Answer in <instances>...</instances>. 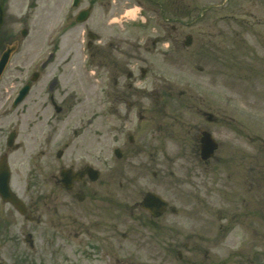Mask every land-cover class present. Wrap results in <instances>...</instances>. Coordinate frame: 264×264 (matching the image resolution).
<instances>
[{
    "label": "flooded vegetation",
    "instance_id": "obj_1",
    "mask_svg": "<svg viewBox=\"0 0 264 264\" xmlns=\"http://www.w3.org/2000/svg\"><path fill=\"white\" fill-rule=\"evenodd\" d=\"M145 1L119 0V6L116 0H95L93 4L110 15L130 5L144 6ZM25 3L24 12H16L10 9V0H4L0 56L14 41L18 49L0 77V123L19 116L14 122L27 126V137L20 140L19 130L11 128L14 138L6 150H25L30 159H44L34 163L30 175L46 177V182L37 179L45 182V190H37L34 199L28 197L24 218L35 225L28 232L47 240L48 264L57 260L53 258L56 254L60 264H115L117 223L118 228H125L123 239L139 251L155 245L152 253L161 260L159 264H163L164 251L181 249L188 254L187 264H228L229 240L234 241L233 235L238 234L234 231L239 230L236 225L247 217H243V192L254 189L253 177L257 179L258 174H246L248 179L238 174L236 183L224 186L226 192L219 193L211 184L201 182L200 173L188 172L190 183L177 180L167 188L172 189L175 202L185 195L191 203L196 202L188 213L191 230L187 234L163 231L164 218L173 214V204L165 198L159 182L164 176L159 155L170 156L159 150V122L168 118L164 109H159V38L149 45L147 24L125 20L117 28L109 20L105 23L108 30L98 29L93 42L88 43L93 71H84L83 61L73 55L62 63H67L69 70L58 67L55 71L50 65L58 49L52 47L48 55H39L48 48L47 42H42V29L51 11H35V0ZM143 10L141 7V14ZM23 29L27 30L24 39ZM29 37L41 47L31 56L23 50ZM37 59L43 60L40 67L35 65ZM201 115L206 113L201 111ZM203 131L205 127L192 134L196 149L192 156L200 161L195 162L197 171L212 163L200 160L198 142ZM245 160L239 156L235 161L246 164ZM159 196L169 203L161 216L155 214L159 213ZM213 196L221 198L220 205H213ZM186 207L190 210L192 206ZM234 255L239 259L229 264H256L253 254L243 257L236 253L231 260ZM178 258L184 260L181 252ZM124 264L141 262L131 258Z\"/></svg>",
    "mask_w": 264,
    "mask_h": 264
},
{
    "label": "rangeland",
    "instance_id": "obj_2",
    "mask_svg": "<svg viewBox=\"0 0 264 264\" xmlns=\"http://www.w3.org/2000/svg\"><path fill=\"white\" fill-rule=\"evenodd\" d=\"M35 1L32 6L35 11H51L50 14H46L51 18L42 29V42H45L66 0ZM90 2L91 0H81L77 12L88 7ZM119 4L122 2L118 1ZM211 4L223 9L207 10ZM9 6L12 11L24 12L26 3L25 0H10ZM99 7L100 5H97L93 10L87 23L80 26L73 20L69 33L64 37L68 38V41L65 43L63 40L50 68H55V71L58 67L69 70V65L62 63L77 53H80L77 59L84 61L88 55L84 50V43L88 40L86 34L84 36V31L86 33L93 32L94 29L107 31L105 23L109 20H113L112 24L117 27L125 23V20L137 18V13L131 14L121 10V14L119 9L111 11L108 15L107 10L105 12L104 8ZM174 7H178L179 11L174 12ZM140 20L147 21L146 35L150 43L153 38L159 36V109H164L168 115L167 119L159 122V150L172 158H162L159 155V163L162 164L164 172L159 182L162 184L165 197L179 210L177 216L168 215L164 218L163 231L187 233L192 225L191 215L188 213H191L196 202L191 203L186 195L182 201L179 198V202H175V197L171 195L172 189L167 187L182 179H186L184 183H190L187 174L195 171L194 165H191L194 160L190 155L195 140L192 134L197 133L198 128L200 130L205 127L214 133L224 147L218 151L216 161L207 167L209 169L200 171V175L206 177L207 185L211 184L219 193V190L223 193L224 186L236 183L235 177L238 174L247 179L249 177H245L246 174H258L257 179L253 177L256 189L243 192L245 208L243 217L246 215L247 217L240 223L239 230L234 231V234L238 233L233 235L234 241L229 240V247L246 255L253 250V245L255 246L252 240H249L251 236H248L247 230L252 231L253 235H258L253 230L259 235L264 234V0H159V15L147 13ZM14 24L17 26L16 22ZM77 33L80 35L82 33L83 36L78 38ZM188 34L193 37V45L186 48L183 43ZM80 39L81 48L78 46ZM39 48H41L39 43H34L32 37H29L23 46L28 56L33 55ZM198 110L212 113L217 118V124L208 123L205 117L200 116ZM240 112L257 118V121L248 119L246 124L260 136L262 140L260 147L253 146V143L229 132V125L232 124V128L234 127L233 121H237L236 115H240ZM177 113L178 119L175 118ZM18 117H11L9 121L0 123V154L5 152L3 143L9 128L19 130L20 140L24 141L27 137V126L16 125L14 122ZM9 122L13 124L10 125ZM192 151L195 152L196 149ZM23 153L17 151L9 157L12 169L11 186L21 198L34 199L37 190H45L43 185L46 177L31 176L30 171L34 163H41L44 159H30L28 151L25 155ZM178 156L179 161L176 163ZM220 156L224 158L218 159ZM231 156L234 157L226 162L225 157ZM239 156L246 158V164L235 161ZM172 173L175 179L171 178ZM42 178L45 182L37 181ZM210 200L218 204L219 198L215 199L213 196ZM187 205L192 206L190 210ZM0 225L2 226L0 264H48L47 240L36 233V250L30 249L21 232H28L35 225L28 223L1 198ZM219 225L220 223L216 226ZM117 229L119 235L116 234L115 237V264H123V261L131 258L143 264L161 263V260L156 259L157 254L152 253L155 245L153 249L147 247L139 251L123 239L122 232L125 228L123 226L118 228L117 223ZM182 243L184 244V240ZM260 248L264 249V241L260 242ZM179 251L188 256L183 249ZM172 253L177 254L176 251L170 250L161 254L163 264H179L176 255ZM232 255L228 252V264L239 259L234 255V259L231 260ZM53 258L57 259L53 264L61 263L59 254ZM215 260L216 263L220 262L218 255ZM255 263L264 264V251L257 257Z\"/></svg>",
    "mask_w": 264,
    "mask_h": 264
},
{
    "label": "water",
    "instance_id": "obj_3",
    "mask_svg": "<svg viewBox=\"0 0 264 264\" xmlns=\"http://www.w3.org/2000/svg\"><path fill=\"white\" fill-rule=\"evenodd\" d=\"M89 12H84L82 13V17H80V21H84L86 20V18L88 17ZM191 38L188 39V41L186 42V45L189 46L191 45ZM13 52L12 50H8L5 54L7 57V60L10 58L11 54ZM4 63H6V60H4ZM212 141L210 140V136H207L205 139V152L207 153V155L209 153H212L213 150L216 148V144L215 143H211ZM9 182H10V171H9V166L7 163V159L3 158L2 161L0 162V195L3 198L4 201L6 202H10L12 203L22 214H25L26 209L24 204L22 203V201L16 196L15 193L12 192V190L10 189L9 186ZM151 199H154L152 196ZM159 205L161 207H165V203H163V201L159 198ZM164 210V209H163ZM162 210L159 211V215L162 214Z\"/></svg>",
    "mask_w": 264,
    "mask_h": 264
},
{
    "label": "bare ground",
    "instance_id": "obj_4",
    "mask_svg": "<svg viewBox=\"0 0 264 264\" xmlns=\"http://www.w3.org/2000/svg\"><path fill=\"white\" fill-rule=\"evenodd\" d=\"M130 13H131V14H135V10H134V11L132 10Z\"/></svg>",
    "mask_w": 264,
    "mask_h": 264
}]
</instances>
